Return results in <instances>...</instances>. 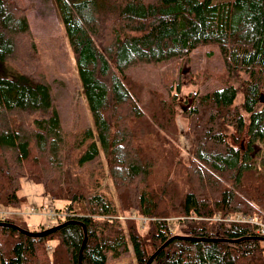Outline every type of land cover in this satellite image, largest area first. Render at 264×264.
I'll use <instances>...</instances> for the list:
<instances>
[{
  "label": "trees",
  "instance_id": "16d2710c",
  "mask_svg": "<svg viewBox=\"0 0 264 264\" xmlns=\"http://www.w3.org/2000/svg\"><path fill=\"white\" fill-rule=\"evenodd\" d=\"M57 3L94 126L75 102L71 131L63 127L33 5L0 0V59L16 72L0 76V206H22L27 177L62 203L56 224L73 220L46 236L0 224V264H110L107 253L129 243L146 264L174 235L199 239H172L151 264H264L252 225L212 220L264 212V0ZM206 44L220 51L223 86L183 107L188 80L147 69ZM182 136L193 138L187 155ZM101 153L115 196L79 170Z\"/></svg>",
  "mask_w": 264,
  "mask_h": 264
},
{
  "label": "rangeland",
  "instance_id": "374dc122",
  "mask_svg": "<svg viewBox=\"0 0 264 264\" xmlns=\"http://www.w3.org/2000/svg\"><path fill=\"white\" fill-rule=\"evenodd\" d=\"M33 6L28 13L29 24L31 25L45 64L46 73L50 81L56 106L59 111L63 127L70 132L73 123V111L75 102H79L83 111V122L94 126L86 98L82 92V82L79 77L77 65L68 43L63 20L60 14L57 0H26ZM220 1V0H214ZM145 67V66H144ZM152 70L162 76L165 80L178 79L180 75L188 80V85L182 88L179 98L182 106L189 104L190 99L197 93L199 96L220 88L223 84L220 82V76L224 73V66L220 51L217 45L206 44L193 52L190 59L183 62L181 58H176L164 63L152 65L147 70ZM16 72L12 70L7 63L0 59V76L14 77ZM79 96L77 97V95ZM81 94V95H80ZM243 94L239 92L237 103L242 102ZM179 128L183 131L187 128V120L180 115L177 117ZM192 139L182 136L179 145L183 155H187L191 146ZM81 176L89 182L103 181L101 175L107 173V165L104 155L101 153L95 160L79 167ZM109 193L115 196L112 182L105 180ZM19 196L24 198V202L18 213L11 216L20 225L29 231H40L43 227H49L56 224L61 218L52 216L50 211L55 206H61L60 201L51 200L48 193L44 190L42 184L36 183L31 179L23 178L22 188L18 192ZM38 207L47 213H30L26 209ZM171 225H174L171 221ZM110 264H136V257L133 246L129 243L126 251L120 255L114 252L107 253Z\"/></svg>",
  "mask_w": 264,
  "mask_h": 264
},
{
  "label": "built area",
  "instance_id": "2783aa9c",
  "mask_svg": "<svg viewBox=\"0 0 264 264\" xmlns=\"http://www.w3.org/2000/svg\"><path fill=\"white\" fill-rule=\"evenodd\" d=\"M19 207H2L0 206V221H5L7 218H10L13 214L19 212ZM45 210V207L42 209L38 207H30L29 209H26V212L30 213H47L42 212ZM50 214L52 216H57L58 218H64L65 215L63 213H60L56 210L50 211ZM119 217L121 219H124L125 217L120 214ZM136 217V216H132ZM141 219V217H139ZM212 220L215 222H218L219 224H230V223H238V224H249L252 225V227L255 230V233L259 236H264V212L256 213V214H245L242 212H232L228 214H221L217 213L212 217Z\"/></svg>",
  "mask_w": 264,
  "mask_h": 264
},
{
  "label": "water",
  "instance_id": "95a60500",
  "mask_svg": "<svg viewBox=\"0 0 264 264\" xmlns=\"http://www.w3.org/2000/svg\"><path fill=\"white\" fill-rule=\"evenodd\" d=\"M73 220H67L65 222H62V223H59V224H56V225H53L51 227H48V228H45V229H42L40 231H29L27 229H24L22 227H20L19 225L17 224H14V223H11V222H6V221H0V224H3V225H8V226H12V227H15L17 228L18 230H20L21 232H23L24 234H27V235H31V236H46L50 233H53L55 232L56 230L60 229L61 227L65 226L66 224H68L69 222H71ZM174 238H182V239H192V240H197L199 238H192V237H188V236H180V235H174L172 236L171 238H169V240L164 243L159 249H157L151 256L150 258L148 259L147 263L146 264H151L152 261L154 260L155 256L158 254V252L160 251V249H162L163 247H165L172 239ZM259 238H262L259 236ZM87 241V233L85 232V239H84V242L82 244V247H81V250H80V256L82 255V252H83V249H84V246H85V243ZM81 261V260H80Z\"/></svg>",
  "mask_w": 264,
  "mask_h": 264
}]
</instances>
